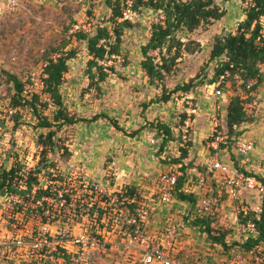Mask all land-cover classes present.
<instances>
[{"label": "rangeland", "instance_id": "rangeland-1", "mask_svg": "<svg viewBox=\"0 0 264 264\" xmlns=\"http://www.w3.org/2000/svg\"><path fill=\"white\" fill-rule=\"evenodd\" d=\"M215 3L224 10V16L210 24H202L192 32H177L176 37L187 43L192 51H183L168 72H164L162 79L154 82L141 67V47L151 36V25L163 18L160 11L141 5L129 20L131 26L122 30L119 51L98 61L107 67V76L96 89L87 88L86 64L90 56L86 40L77 39V34L82 31L74 30V25L89 24L90 34L97 26L111 31L108 21L111 10L103 0H0V165H5L12 155L25 171L31 169L34 156L39 152L36 145L39 134L47 132V129L35 126L36 118L29 107L9 111L14 89L5 73L15 74L22 80L31 78L34 84L32 87L26 85L27 92L38 93L39 101L48 104L41 113L50 118L54 106L40 88L41 78L46 76L40 72V64L47 62V58L73 51L60 85L67 111L87 119L102 113L122 130L115 128L106 118L91 123L78 122L57 130L55 150L48 154V163L53 162L61 173L68 174L64 179L65 189L82 190L76 183L75 175L79 174L85 179L88 176L105 190L140 181L139 188L148 194L159 168L169 167L172 159L180 155V147L188 141L191 144L184 160L187 171L201 168L209 154L205 146L211 139L214 122L217 121L219 129L227 131L225 108L229 99L237 95L236 84L230 77V87L222 86L223 94L219 97L213 96L211 88L206 87L210 80H215L216 67L226 59L223 55L211 60L210 53L219 38L236 32L248 7L244 0H216ZM110 41L113 42L114 38ZM149 55L155 61L160 60L157 50L150 51ZM186 83L187 91L174 90ZM242 90L243 95H249L243 86ZM27 92H23L26 97ZM164 95H168L166 102L162 98ZM257 95L254 92L249 96L246 105L251 104L249 102ZM247 110L253 115L252 107L247 105ZM253 117L249 123L264 127V117ZM156 123L165 124L171 130V140L161 152L158 147L163 135L160 132L156 135L154 145L147 138L151 125ZM185 130L184 141L181 136ZM65 147L70 156H66ZM233 148L235 145H228V156L233 166L242 171ZM124 169L132 176L125 177ZM69 175L73 177L69 179ZM41 185H46L45 179L41 180ZM33 194L28 200L23 199L19 209L15 206L13 211L14 199L0 198V264H65L62 258L49 252L41 254L31 247L34 239L31 231L37 236L41 224L37 214L32 213ZM243 196L245 200L256 199L255 193L250 191L244 192ZM182 204L185 213L189 206ZM230 209L225 208L227 217L221 215L214 225L219 231L226 230L225 240L232 243L239 239L240 231L234 223L236 217L230 216ZM184 213L181 211L179 215L182 217ZM52 230L57 235L59 225L55 223ZM97 264L123 263L121 256L116 255Z\"/></svg>", "mask_w": 264, "mask_h": 264}, {"label": "built area", "instance_id": "built-area-1", "mask_svg": "<svg viewBox=\"0 0 264 264\" xmlns=\"http://www.w3.org/2000/svg\"><path fill=\"white\" fill-rule=\"evenodd\" d=\"M131 2L132 0H127L121 19L131 20L132 14H135L131 9ZM246 2L248 6V0ZM259 23V39L264 46V14ZM74 30L90 32V25L77 24L74 25ZM46 64L47 62L40 64L41 73ZM229 77L236 84V93L242 98L247 97L248 95H243L244 80L239 73L231 75L225 71L216 82L206 87L211 88L213 96L219 97L223 94L222 86L230 87ZM256 83L257 79L252 78L248 80L246 87L250 88ZM40 88L42 90V82ZM254 92L255 90H250L249 95ZM259 104H264V93L254 99L249 107ZM232 128L240 130L241 126L233 125ZM185 132L186 130L181 136L184 141ZM158 134V130L151 129L147 135L151 145L156 143ZM229 140L227 131L219 129L215 121L211 139L206 142L209 154L202 170L196 168L187 171L178 190L192 195L194 202L176 197V184L181 176L180 164H170L162 169L155 176L148 194L143 193L139 186H136L137 192L132 196L124 194V185L118 189L105 190L88 176L83 175L85 179L79 174L75 175L77 185L82 188L79 192L65 189V181L51 182L54 194L43 195L40 199H36L34 194L31 196L35 203L31 205L34 210L32 213L37 214L41 223L37 236L31 231V237L34 235L31 241L33 251L38 250L44 254L60 248L68 255V264H97L100 260L116 255L121 256L123 264H264L263 243L249 249L240 245L247 238L258 235L255 224L251 219L244 222L238 218V213L246 214L248 209L257 216L262 211L264 183L257 177L264 179V155H259L255 160L254 141L241 133L236 137L235 148L232 149L242 168L239 171L228 156ZM62 175L64 179L68 176L67 173ZM72 177L73 175H69V179ZM58 182L60 184L56 185ZM46 186L47 184L43 187ZM246 191L254 192L257 200H245L243 194ZM18 196L0 194V198L14 199L12 211L15 206L19 209V204L24 199L22 196L18 199ZM179 201L189 206L182 217L172 211V205ZM154 202L168 208L156 228L151 229V207ZM225 208H231L230 216L236 217L234 223L240 231L237 239L239 243L228 248L210 242L205 233L191 225L192 221L204 218L211 219L215 224L221 215H224L223 218L227 217ZM55 223L59 225L57 235L52 230ZM191 229H197L199 239L192 236L189 232ZM226 244L231 245L227 240ZM62 261L65 262L63 259Z\"/></svg>", "mask_w": 264, "mask_h": 264}, {"label": "trees", "instance_id": "trees-1", "mask_svg": "<svg viewBox=\"0 0 264 264\" xmlns=\"http://www.w3.org/2000/svg\"><path fill=\"white\" fill-rule=\"evenodd\" d=\"M103 1L111 10V15L108 18V21L111 23V31L107 27L97 26L91 34L89 32L77 34V39L86 40V48L90 56L86 64V73L89 79L87 88L95 87L99 89V82L103 81L107 76V67L99 64L98 61L105 60L106 56H111L119 51L122 30L125 27L131 26L128 19H121L123 16L122 11L127 5V0ZM215 2L216 0H132L131 9L133 11L143 5L162 13V21L151 25V36L148 42L141 47L143 59L140 64L151 82L161 80L164 72H168L171 65L175 64L176 60L182 56L183 51H192L190 47H187V43L176 37L177 32H192L200 25L210 24L224 16V10L219 8ZM248 2L249 5L245 10V18L238 23L236 32L219 38L213 45L210 59L214 60L223 55L226 59L216 67L214 73L215 80H210L209 84L216 82L219 75L224 74L225 71L230 72L231 75L235 73L241 75L244 80L243 87L245 88V92L256 90V86L263 80L264 73L261 71V67H264V46L259 39L261 34L259 19L264 14V0H248ZM112 37L114 38L113 42L110 41ZM155 50L160 54L159 61H155L154 57L149 55L150 51ZM72 55L73 51H70L66 55L57 56L55 60L47 58V64L43 70L46 76L41 78V82L42 91L49 95L51 104L54 106V111L50 118L41 113L42 110L48 107V104L39 101L38 93L31 90L27 92L26 85L32 87L34 84L30 80L31 78L27 77L22 80L15 74L5 73L6 79L12 82L14 89V94L10 99L11 109L9 110L29 107L36 118L35 126L47 129V132L39 134L36 141L39 152L34 156L35 162L31 165V169L25 171L22 164H19L16 159H12L14 158L12 155L8 157L5 165H0L1 195L18 194L25 200H28L32 192H34L36 199H40L43 195L54 194L51 191L53 183L52 185L50 183L55 180L64 181V176L53 162L48 163V154H51L50 152H54L55 150L56 140L54 138L57 130L61 127L72 126L78 122L91 123L100 118H106L115 128L122 130L113 119L108 118L102 113L95 114L87 119L77 117L67 111L60 92V85L68 69V59ZM252 78H256L257 83L247 88V82ZM174 90L187 91L188 83L181 87H176ZM24 91L28 93L27 97L23 95ZM249 96L243 99L238 94L233 95L226 105L225 125L230 139L228 145L230 146L235 144L236 137L243 131L242 129L234 130L232 128L233 125L241 126L243 123L250 122L254 118L253 115L245 111L246 102L250 101ZM162 98L166 102L168 95H164ZM14 118L17 119V116L15 115ZM151 126L152 129L158 130L163 135L158 147V151L161 152L171 140V130L167 125L162 123L152 124ZM190 144L191 141H188L185 146L180 147V155L172 159V164L181 165V176L178 178L176 184V197L179 200L194 202L192 195L178 191L183 184L188 169L184 160L188 156L187 148ZM64 151L66 156L71 155L67 147L64 148ZM197 170H202V167L197 168ZM42 179H45L46 188L41 185ZM257 179L264 183V179L260 177H257ZM38 185L39 188H37ZM123 189L125 190L124 194L131 196L137 192L136 186L133 185H124ZM238 218L244 222L251 219L258 233L256 237H249L240 245L245 249H249L261 243L264 244V197L262 199V211L258 216L248 209L246 214L242 212L238 213ZM191 225L197 226L213 243L221 244L224 248L239 243L238 241H233L231 245H227L225 240L228 234L227 231L224 229L219 231L209 218L196 219L191 222ZM52 254L62 258L65 264H68V255L62 249L58 248Z\"/></svg>", "mask_w": 264, "mask_h": 264}, {"label": "crops", "instance_id": "crops-1", "mask_svg": "<svg viewBox=\"0 0 264 264\" xmlns=\"http://www.w3.org/2000/svg\"><path fill=\"white\" fill-rule=\"evenodd\" d=\"M261 71L264 73V67L263 66L261 67ZM255 92L258 95L254 99H257V97L259 95H261V94L264 93V75H263V80L256 87ZM247 105L248 106H251L249 104H247ZM247 105H245V111H246V113H248ZM252 108H253V112H254L253 115H255V117H258V116L264 117L263 116L264 115V104H259V105H256V106L252 107ZM241 129L243 130L242 133L245 136H247L250 140H253L254 141V152H253L255 154L254 159L256 160V158L259 155H264V152H263V150H264V127H262L260 125L254 127V125L252 123L247 122V123H243L241 125ZM162 169H164V167L161 168V169L159 168V172ZM145 173H147V172H145ZM123 174H124L125 177L132 176L131 174H128L125 169L123 171ZM138 184L141 185V182L140 181H137V183H133V184L126 182L125 185L139 186ZM181 202L182 201H179V202H176V203H174L172 205V211L175 213V215H177L179 217H181V215H179V213L181 211H183V213H184V210L182 209L183 204ZM178 206H180L181 208L178 207ZM177 207H178V209H177ZM151 208H152V217H151V221H150V228L151 229H153V228L155 229L156 226H157V224H158V222L160 221V218L165 213V211L167 210L168 207L163 206V205H160L158 202H154V203H152V207ZM185 228L186 227H184V229ZM184 229H183V231H184ZM189 232L192 234V236H194L195 238L199 239L198 238L199 235H198L197 229H191Z\"/></svg>", "mask_w": 264, "mask_h": 264}]
</instances>
